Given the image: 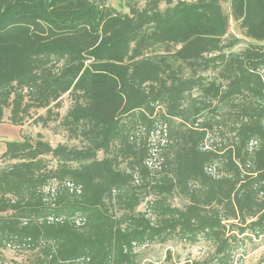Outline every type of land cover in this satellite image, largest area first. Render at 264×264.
Masks as SVG:
<instances>
[{
    "label": "trees",
    "instance_id": "1",
    "mask_svg": "<svg viewBox=\"0 0 264 264\" xmlns=\"http://www.w3.org/2000/svg\"><path fill=\"white\" fill-rule=\"evenodd\" d=\"M163 1L126 0L123 13L107 0H0V123L6 110L24 125L47 109V126L69 94L63 124L85 140L6 143L0 264L9 245L34 252L32 264H143L138 248L175 234L212 245L187 264H232L238 242L264 239V0H230L253 40L239 51L242 39L225 43L222 0ZM210 133L221 143L207 146Z\"/></svg>",
    "mask_w": 264,
    "mask_h": 264
},
{
    "label": "rangeland",
    "instance_id": "2",
    "mask_svg": "<svg viewBox=\"0 0 264 264\" xmlns=\"http://www.w3.org/2000/svg\"><path fill=\"white\" fill-rule=\"evenodd\" d=\"M175 4L178 0H172ZM144 2V1H143ZM190 2V0H188ZM109 6L113 7L119 12L127 13L129 8L125 5L126 0H107ZM222 7L225 15L228 18V31L224 37L225 43H230L234 38L242 39L243 42L234 47L233 50L239 51L244 48L248 43L252 42L250 38L244 36L243 31L240 29L239 23H237L231 15L230 0H222ZM169 3L164 0L162 8H166ZM261 74L264 78V69ZM72 105V97L66 94L62 97L60 107H53L51 113V120H48V125L44 126V122L39 120L40 117H48L47 109H33L29 116L26 118L24 125H16L10 122V110L5 111L4 120L0 123V155L6 150V143L8 141H19L23 137L36 138L38 134H41L45 140L49 141L53 146L59 144H65L69 147H84L85 140L81 135L75 136L67 130L63 124V119L67 115L68 110ZM161 110V108L159 107ZM159 112V111H158ZM156 121L158 123V132L151 135L150 147H155L154 143L162 138V134L159 132L161 129H165L164 122L162 121L159 113L156 115ZM229 123V122H228ZM206 145L209 146L213 143L220 144L222 139L218 133H210ZM163 137L165 134L163 132ZM230 137V136H228ZM226 141V140H224ZM151 162L153 166L160 161L159 154L154 148H151ZM99 157H103V153L99 154ZM8 162L0 159V167L5 166ZM49 167H55L57 161L48 157ZM214 173V166L211 169ZM56 181H52L51 184L45 188L47 200L51 202L53 200L52 188L55 187ZM155 197L150 196L139 206L138 211L145 212L148 210V201L153 200ZM170 203L174 206L183 205V199L180 195H175L169 199ZM78 223L82 220L77 217ZM143 258V264H187L189 261L202 260L211 251L212 245L204 239H201L197 243H190L182 240L176 234L173 235L167 242H155L137 249ZM4 258L10 264H32L35 259V254L26 247L9 245L3 250ZM264 255V239L253 238L245 239L238 242L237 248L234 254V261L232 264H259L260 259Z\"/></svg>",
    "mask_w": 264,
    "mask_h": 264
},
{
    "label": "built area",
    "instance_id": "3",
    "mask_svg": "<svg viewBox=\"0 0 264 264\" xmlns=\"http://www.w3.org/2000/svg\"><path fill=\"white\" fill-rule=\"evenodd\" d=\"M155 144V143H154ZM155 151H159V149L155 146L154 147ZM158 153V152H157ZM160 157V156H159ZM162 162H163V157H160V161L158 164L154 165L153 166V163L151 162V158H149L147 160V165L151 168V169H154V170H161L162 168ZM68 186H70L71 188L73 187V184L72 183H69Z\"/></svg>",
    "mask_w": 264,
    "mask_h": 264
}]
</instances>
